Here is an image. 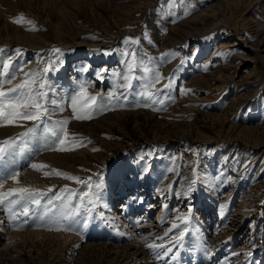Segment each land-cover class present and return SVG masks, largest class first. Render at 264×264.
Segmentation results:
<instances>
[{"label":"rangeland","instance_id":"obj_1","mask_svg":"<svg viewBox=\"0 0 264 264\" xmlns=\"http://www.w3.org/2000/svg\"><path fill=\"white\" fill-rule=\"evenodd\" d=\"M2 10L0 47L6 49L5 57L15 56V49H21L22 56L14 63L26 64L25 71L45 67L50 57L53 61L56 57L62 59L63 64H56L46 79L56 86L70 113V97L84 81L92 85L88 88L90 94L102 93L107 102L115 85L122 83L116 74L125 70V48L135 47L153 58L150 66L165 77L156 88H162L171 77V87L157 97L165 100L162 106L136 107L139 97L129 95V102L120 101L124 107L115 106L90 120H70L76 138L91 143L83 158L86 160L78 162L79 170L58 169L82 178L93 176L94 184H102L101 193L110 186V191L121 195L116 189L121 184L148 189L151 199L158 202L152 212L166 215L172 222H178L176 210L187 214L191 203L189 219L206 230L205 239L209 242L212 238L214 251L227 257L224 249L234 244L232 253L237 249L240 255L226 260L242 264L239 258L264 215V0H9L3 2L0 13ZM186 10L188 15H184ZM21 16L25 21H34L38 30H26L32 27L26 22H12ZM16 27L43 41L36 45L4 36L6 29ZM125 37L140 38V42L125 45ZM53 48L61 53L52 54ZM108 50H112L110 55L105 54ZM163 53L173 55L161 62ZM82 67L88 71H80ZM101 69L106 70L103 80L97 79ZM136 75H144L142 69ZM21 77L18 75L13 83L20 82ZM67 77L72 80L64 82ZM181 90L191 91L182 94ZM59 115L54 119H61ZM244 128H248V134L242 131ZM23 130L19 128L0 141ZM160 171L162 177L156 181L154 175ZM192 180L196 181L195 191L185 197L182 193ZM64 185L74 190L82 187L53 176L52 182L42 188L55 186V192ZM124 196L118 197L120 201L128 199ZM73 202L80 203L76 198ZM120 203L111 211L117 209L115 212L122 214ZM151 220L148 217L145 224L151 225ZM0 221L4 222L0 230V264H73L64 254L32 252L37 246L7 236L31 230L48 234L54 231L35 224L10 229L3 208ZM162 224L156 219L153 229L166 231L168 225ZM150 235L152 238L156 233ZM80 236L93 242L84 234ZM182 241L188 242L184 238ZM189 250L192 260H203L210 253L205 254V247L173 251L164 257V264H185L180 261ZM112 263L111 258L87 256L77 264Z\"/></svg>","mask_w":264,"mask_h":264},{"label":"snow or ice","instance_id":"obj_2","mask_svg":"<svg viewBox=\"0 0 264 264\" xmlns=\"http://www.w3.org/2000/svg\"><path fill=\"white\" fill-rule=\"evenodd\" d=\"M188 14L189 11L186 10L184 15ZM12 22L17 24L26 22L32 26L26 30H38L34 21H25L22 16ZM145 38H147L146 34ZM139 42L140 38H124L125 45H138ZM111 51L108 50L105 54L110 55ZM5 52L6 49L0 47V127L11 126L24 129L16 136L7 137L0 141V208H3L7 215V227L13 230H21L25 226L35 224L49 231H79L81 225L87 227L89 220L86 217L93 216L94 210L103 199L102 184H94L93 176L82 178L59 169L50 168L47 164L33 162L28 166L35 171L50 169L43 171L45 177L58 176L82 187L79 190H74L68 185H64L54 192L55 186L39 189L32 186L6 187V185L9 182L13 185H21V171L19 170L21 162L31 160L41 150L64 152L75 150L76 147H83L85 143H91V141L77 139L76 134L68 132L67 125L70 120H90L95 114L113 110L115 106L124 107L125 105L120 101L129 102V95H132L134 99L139 97L135 103L136 107L164 105L165 100L157 97L163 94L164 89L171 87V77L168 78V83L162 85V88H156V85L160 84L165 77L157 68L150 66L153 58L147 57L135 47L125 48L122 52L125 70L116 74L122 83L115 85V91L109 93L107 102H105L102 93L90 94L88 88L92 85L84 81L79 84V90L70 97L72 116L54 119L57 112L62 113L64 111V105L60 92L56 86L47 81L46 77L50 70H55L56 64L62 65L63 60L56 57L53 61L50 57L45 67L25 71L26 64L14 63L17 57L22 56L21 49H15V56L5 57ZM51 53H61V50L53 48ZM169 55L173 54H161V62H164ZM145 60L148 61L147 64ZM140 69L144 75H136ZM80 71L87 72L88 68L82 67ZM104 71L106 70H99L97 79L103 80ZM20 74H22L20 82L13 83ZM134 81L137 83L134 84ZM121 89L123 91H120ZM136 89L140 90L136 91ZM181 91L182 94H187L191 90ZM168 99L174 98L168 96ZM27 122H32L31 126H27ZM70 137L71 139H69ZM92 150L98 151L99 149L93 148ZM196 171L194 168L193 173L195 174ZM195 183V180L190 181L182 195L190 197L195 191ZM48 193H53V195L48 196ZM74 198L78 199L80 203H74ZM142 202L143 198L133 193L129 195L127 202L122 207L128 208L133 203ZM102 206L105 209L108 208L107 203H103ZM163 207L167 209L168 205L165 204ZM176 211L178 214L175 219L180 223L173 222L163 236L157 235L155 237V241H161V243L145 242L151 239V235L147 238L141 237L144 246L155 253L157 260L168 257L173 252V247L182 242L185 233L188 231L186 225L192 213L191 203L188 205L187 214L181 215L179 210ZM99 215L105 223H111V220L103 212ZM161 222H163V218ZM139 224L140 220H137L133 226ZM3 228L4 222L0 221V230ZM174 230L178 231L169 238V234L173 233ZM120 234L123 235V233ZM165 238H169L167 243L163 242ZM233 255L240 254L233 253ZM247 255L251 256V252H248Z\"/></svg>","mask_w":264,"mask_h":264},{"label":"bare ground","instance_id":"obj_3","mask_svg":"<svg viewBox=\"0 0 264 264\" xmlns=\"http://www.w3.org/2000/svg\"><path fill=\"white\" fill-rule=\"evenodd\" d=\"M8 1L9 0H0V8L3 6V2L6 3ZM3 14L4 11L2 10L0 15L2 16ZM4 36H6V38L11 37V38L23 39L31 44L38 43L36 45H39V43L43 41L41 40L39 42L36 34L24 33L21 30L17 29V27L12 28V30L6 29ZM9 42L10 41H8L7 43ZM70 80H72V77H67L63 79L64 82H69ZM59 113L61 115V118L72 116L71 115L72 112L71 113L69 112L68 106L66 105H64V111L62 113L61 112ZM58 115L59 114L57 112L56 116L58 117ZM71 123L70 125L68 124L69 127H67V129L70 134H74L72 129L73 125ZM18 129L19 127H10V126L0 127V138L8 134H12L16 132ZM242 131H244L245 134L249 133L247 132L249 131L248 128H244L242 129ZM69 139H71V137ZM89 146L90 143H85V146L83 147H76L75 150L64 151V152L41 150L39 152L41 155L36 156L37 155L36 154L33 156L32 163L33 162L43 163L49 165L50 168H55V169L67 168L76 171L77 169L78 170L80 169L78 162L86 160L83 158L86 155L87 151L89 150ZM28 161L29 160H25L21 162V166L19 169L21 171V176H20L21 185H13L11 182H9V184L6 185V187L35 186V188L36 187L42 188V187H46L47 182H52L53 176L45 177L43 175V171H49L50 169L35 171L28 166L29 165ZM92 167L94 169V166ZM162 174L163 172L160 171L156 175H154L155 180L156 181L160 180ZM138 187L136 188L129 187L130 188L129 189L124 187L123 184H121L118 186V188H116L120 190L121 195L120 193L118 195L114 190L110 191L111 190L110 186L105 191L103 190L104 191L102 192L103 199L97 205L98 211L94 212L93 216L86 217L89 220V223L87 227L81 225L79 227V231H75V230L68 231L65 234L62 232L54 231L53 234L52 233L48 234L46 232H41L39 230L38 231L31 230V231H22L19 233L17 232V233L9 234L7 236L9 238L19 237L22 240H24V242H26L27 245H29L30 247L37 246V250L33 249L32 251L31 248L32 252H41L48 256L51 255L57 256L64 254V256L71 258V262L73 264L75 263L77 264L80 260L84 259L87 256H94L100 259L111 258L113 260L112 264H164L165 258L162 260H157L155 253L152 250L148 249L146 251V248L145 247L143 248L144 243L142 242L141 237L149 236L152 231H154L156 235L153 236L151 239H154L157 235L159 236L164 235L165 232L164 230L159 232L158 230H160V228L159 229L157 228L158 230L153 229L154 226L156 227V225H152V224L156 221V219L160 221L161 224L164 222L162 224L164 226L167 224L168 225L166 226L167 229L170 227V225L173 222L170 221L166 215L162 216V214L160 213L152 212V210L156 209L158 202H156V200L154 199H151L150 195L152 193L151 192L148 193L147 192L148 189L143 191L140 190V187L139 188ZM133 193L142 197L143 202L133 203L131 204L130 208L122 207L121 203L122 205L125 204L128 199L126 200L122 199V201H120L118 197L123 198L125 197L124 195H127L126 198H128L129 195ZM103 203H107L108 205L107 209H105L102 206ZM119 203H120L119 206H121V208L124 209L122 214H120L119 211L116 213L115 211L117 209L115 211H111V209L116 207L115 205ZM101 212H103L104 215L108 217L109 220H111V223H105L103 220L100 219L99 214ZM150 216L152 218L150 223L152 224L151 225L145 224V222H148V217ZM162 218H163V222H161ZM137 220H140V224L138 226H133L134 222ZM260 222L261 223H259L257 233L253 235V237L251 236V239L249 238V241L250 240L252 241L250 244H248L246 250H244V254L239 258L242 264H264V215L262 216ZM176 223H180V221ZM187 225H188V231L185 233L184 239H186L188 242L183 243L182 241L179 245L173 247V251L183 252L186 248L195 250V249H202L205 247L207 250L205 251V254L207 255L208 252L210 253L208 254V257H205L203 260H197L196 257L193 258L192 260L191 251L189 250L185 252L182 261L180 262L185 264H230V261L226 259L233 255L232 251L234 244H231L229 247L224 249L225 255H227V257H221L224 254H222V252L217 253L216 251H214V248L210 246L212 245L210 244V242H212V238L208 239L209 242H207V239H205L206 237L204 231L206 230L202 231L203 229L202 225H199L190 219ZM120 233H123V235H121ZM80 234H84L85 236H88L89 237L88 239L92 240L93 242H88L83 240ZM171 236L172 235L169 234V238ZM169 238H166L164 243H167V240ZM151 239L146 240L147 243H151L154 241ZM199 240L202 242V244L198 242ZM223 246L220 247V250L223 249ZM175 247L177 248L175 249ZM238 249H241V247H239ZM235 250L236 251L234 253H238L237 249ZM30 252L29 255H31ZM248 252H251V256L247 255ZM234 256H238V255H234Z\"/></svg>","mask_w":264,"mask_h":264}]
</instances>
